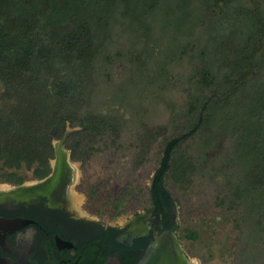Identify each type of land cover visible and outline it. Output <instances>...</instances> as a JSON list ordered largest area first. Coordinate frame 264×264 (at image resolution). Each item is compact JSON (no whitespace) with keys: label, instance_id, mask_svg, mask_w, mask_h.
<instances>
[{"label":"trees","instance_id":"16d2710c","mask_svg":"<svg viewBox=\"0 0 264 264\" xmlns=\"http://www.w3.org/2000/svg\"><path fill=\"white\" fill-rule=\"evenodd\" d=\"M159 23L162 33L175 30L186 69L161 63L151 42ZM170 73L184 97L171 118L183 121L157 130L132 110L142 88ZM109 81L117 92L105 89ZM68 125L79 127L65 146L84 165L130 150L131 163L115 164L113 175L83 180L93 198L106 193L113 216L166 197L181 205L192 198L194 158L223 151L230 174L212 168L203 177L216 185L213 213L232 222L234 263L264 264V0H0V179L49 173ZM197 135L202 148L192 151ZM155 149L150 184L136 171Z\"/></svg>","mask_w":264,"mask_h":264},{"label":"flooded vegetation","instance_id":"af4514ba","mask_svg":"<svg viewBox=\"0 0 264 264\" xmlns=\"http://www.w3.org/2000/svg\"><path fill=\"white\" fill-rule=\"evenodd\" d=\"M56 159L43 176L0 179V264H143L163 234L179 236L176 199L166 197L114 219L83 187L82 161L71 151L70 158Z\"/></svg>","mask_w":264,"mask_h":264},{"label":"rangeland","instance_id":"374dc122","mask_svg":"<svg viewBox=\"0 0 264 264\" xmlns=\"http://www.w3.org/2000/svg\"><path fill=\"white\" fill-rule=\"evenodd\" d=\"M158 25L159 26H157L154 31L157 37H152L151 42L153 44L156 42L157 44L155 46V50L157 55L161 57V63H165V65L168 66L173 64V66L175 65L177 68L186 69L187 67H184L181 64L178 57V54L182 48L174 46L173 43V38L177 37L175 30L168 28L162 33L160 23ZM118 27L120 26L118 25ZM129 28L130 26L127 25L126 30ZM121 30L124 31L125 28L122 26ZM169 54L172 55L171 61H168L167 57H165ZM149 72L153 73L148 68V70L145 72V76H152ZM135 74L139 75V72H135ZM172 76L173 73L168 74V80H166L158 74V76L153 79L154 81H157L156 85L150 84L147 87L142 88V91L140 90L141 92L138 91L139 94L136 101L138 106L140 104V107L136 110H132V113L139 122L144 120L143 122H146L148 127H154L157 128V130H161V124H164L169 131L175 129L176 125L179 127L181 126V122L183 120L171 118L172 115L173 117L178 115L177 111H180V103L184 100L181 92L182 87L178 83L180 79H178L177 76L172 79ZM107 83V88L105 89L111 93L118 91L117 85L119 83L117 84L116 81H109ZM132 91L135 92V89ZM124 136L126 144L132 145L133 142H136L132 136V132H127ZM201 143L202 138H200L199 135L195 136L193 140L189 142V145L192 148L191 150L195 151L196 148H202ZM155 151L157 153L153 154V158L149 159V163L139 167L136 171V174L139 172L140 177L142 175V177H145L146 182L150 181L151 175L159 164V149H155ZM128 152L124 153L123 151L124 154H122V158H113L108 153H100L95 156L91 162L85 165L82 163L81 169L84 173V177L89 175L91 178H97V176L113 175V167L115 164L121 161H127V164L131 163V158L129 155L130 150H128ZM200 156L201 158L194 159L195 161L197 159L198 162H201L200 164L205 165V168H203V165L201 167L199 163L196 165L197 172L193 175L196 180L187 191V196H192V198L187 199L184 196H181L180 198L181 224L178 230L179 240L187 257L194 260L196 264H235L233 245L235 239L233 236L234 233L231 230L232 222L226 223L225 214L223 213L218 215L213 213V211H219V207H216L215 205L216 185L209 182L207 179H204L205 177L209 176L208 173H212V168L219 170V178L225 176L226 173L230 174V172H228L230 163L224 162L227 158H223V151L222 153L217 152L215 155L213 150H208L206 155L202 153ZM118 171L122 172L121 170ZM101 194L102 196L100 195V197H102V199L98 198L99 203L105 201L104 199L106 198L104 196L106 193ZM198 203L201 204L200 208H198L199 212L193 216L188 215L187 212L198 207ZM122 217L123 216H114L113 218L122 219ZM188 230L198 231V237H189L187 235L189 232Z\"/></svg>","mask_w":264,"mask_h":264},{"label":"water","instance_id":"95a60500","mask_svg":"<svg viewBox=\"0 0 264 264\" xmlns=\"http://www.w3.org/2000/svg\"><path fill=\"white\" fill-rule=\"evenodd\" d=\"M78 127L68 125L64 135L54 141L57 161L61 158H70V150L65 147V140L69 133ZM143 264H196V262L188 258L183 251L179 236L168 231L150 247Z\"/></svg>","mask_w":264,"mask_h":264}]
</instances>
